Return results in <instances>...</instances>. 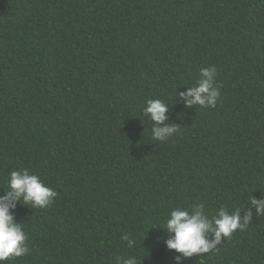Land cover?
<instances>
[{
	"label": "trees",
	"instance_id": "obj_1",
	"mask_svg": "<svg viewBox=\"0 0 264 264\" xmlns=\"http://www.w3.org/2000/svg\"><path fill=\"white\" fill-rule=\"evenodd\" d=\"M211 66L216 106L186 105ZM23 169L58 195L15 202L29 252L4 264H264V0H0V197ZM201 204L252 219L184 258L163 227Z\"/></svg>",
	"mask_w": 264,
	"mask_h": 264
},
{
	"label": "clouds",
	"instance_id": "obj_2",
	"mask_svg": "<svg viewBox=\"0 0 264 264\" xmlns=\"http://www.w3.org/2000/svg\"><path fill=\"white\" fill-rule=\"evenodd\" d=\"M217 70L214 66L202 68L200 79L193 88L181 93L186 105L193 104L201 107H215L220 96L219 87L215 77ZM168 105L160 99L147 101L144 114L154 122L152 138L158 141H166L178 131L177 125H165L168 119L166 112ZM57 192L46 186L40 178L30 173L27 169L12 171L8 179V191L0 197V264H4L10 257L26 256L29 252L27 235L22 224L17 223L12 214L15 202L23 201L24 205L45 208L52 204ZM250 204L255 206L257 215L264 214V198L252 197ZM252 219V213L248 210L241 218V212L236 209L229 213L225 208H220L211 218L204 210V206L197 205L191 211L176 208L170 212L166 220V231L170 238L166 241L169 250L180 253L184 258H190L194 254L202 255L212 250H218L217 245L222 238L231 237L234 231L245 230ZM211 234L213 239L207 237ZM122 239L128 241V246L134 245V240L128 235ZM177 261L180 257H176ZM121 264H137L136 259H124Z\"/></svg>",
	"mask_w": 264,
	"mask_h": 264
}]
</instances>
